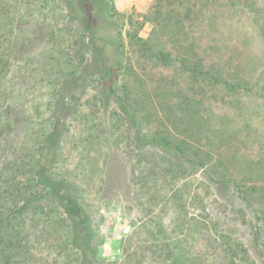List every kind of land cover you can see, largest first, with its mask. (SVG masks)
I'll return each instance as SVG.
<instances>
[{
    "label": "rangeland",
    "instance_id": "1",
    "mask_svg": "<svg viewBox=\"0 0 264 264\" xmlns=\"http://www.w3.org/2000/svg\"><path fill=\"white\" fill-rule=\"evenodd\" d=\"M84 7L0 0V264H264V0Z\"/></svg>",
    "mask_w": 264,
    "mask_h": 264
},
{
    "label": "trees",
    "instance_id": "2",
    "mask_svg": "<svg viewBox=\"0 0 264 264\" xmlns=\"http://www.w3.org/2000/svg\"><path fill=\"white\" fill-rule=\"evenodd\" d=\"M89 1L90 0H81V4H82V7H83V10H84V13H85L84 14L85 15V18H83V22H86V14H87L86 13V10L84 9L85 8L84 7V3L85 2H89ZM139 41L140 42H143V40H139ZM103 57L104 56H102V53H100L95 60H98L99 59L100 62H101V61H103ZM89 64L91 65V62L89 60H87V62H85V66L86 65H89ZM103 64H104V61H103ZM200 64L201 63L198 62L197 66H195L193 68V70L189 68V65L188 64H185V61L184 60H182V62L179 65L181 67H184L183 69L187 73H189V75L191 77H194L195 79H199L200 82L207 81L205 79V77L203 76V73L204 72H205V76L209 74L210 81L213 82V80L217 79L216 76H211V74H212L211 71L214 68V63L213 62H207V64H204V68H203L204 70L201 69ZM114 74H115L114 73V70L108 69V68L106 69V71L104 73V76H105L104 80L108 82V87L110 89V93L111 94L114 92V89L112 88L113 87V82L112 81L114 80ZM212 82H209L210 85H211ZM221 86H222L221 88L224 89L225 91H229V90H227L229 88V86H228L227 83H221ZM206 87L205 86H202L203 89H206ZM231 87H234V86H231ZM225 88H227V89H225ZM221 93L222 94H225L224 91L221 92ZM217 104H218V102H217ZM210 105L212 106V109H213V106H214L213 103H211ZM209 108H210V106H209ZM228 109H229V105H223L222 104V111L223 112L224 111H227L228 112ZM123 111L125 113H127L133 119V121H135V123H137V120H136L137 118L134 117L133 112L131 110H129L126 106H123ZM55 130H57V128ZM139 135L137 137H139ZM143 137L149 143H152V141H156L158 145H160L162 148H164L165 150L169 151L172 154H176V155H179V156H185L186 153H187L186 152L187 150L185 149L184 145L181 142L172 140L169 136H166V135H157L155 137H148V136L145 135ZM46 166H47V164H45L44 166H42L40 172H43V173H40L39 172L40 174H39L38 182H39L40 185L43 184V187H44L43 193L45 195L46 194L49 195V194H51V191H53L55 189L54 183H56L55 182L56 180L52 179L51 176L49 178V175H48L49 173H48V169L46 168ZM24 208L25 207H23V209ZM21 210L22 209L19 210V213H21ZM85 220H87V218H85ZM73 222L76 223L75 219L73 220ZM87 237H88V235H87ZM87 240H89V239L87 238ZM263 260H264V258H263Z\"/></svg>",
    "mask_w": 264,
    "mask_h": 264
}]
</instances>
